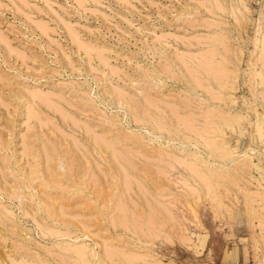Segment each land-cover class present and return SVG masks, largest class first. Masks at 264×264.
I'll return each mask as SVG.
<instances>
[{"label":"rangeland","instance_id":"374dc122","mask_svg":"<svg viewBox=\"0 0 264 264\" xmlns=\"http://www.w3.org/2000/svg\"><path fill=\"white\" fill-rule=\"evenodd\" d=\"M0 264H264V0H0Z\"/></svg>","mask_w":264,"mask_h":264},{"label":"bare ground","instance_id":"6f19581e","mask_svg":"<svg viewBox=\"0 0 264 264\" xmlns=\"http://www.w3.org/2000/svg\"><path fill=\"white\" fill-rule=\"evenodd\" d=\"M243 155V154H242ZM249 165H250V162H249V159L246 157V155H244V156H242V158H240L239 160H237L236 161V163L233 165V167L231 168V170H236L237 171V169L236 168H238V170L239 171H234V173L236 172V174L238 173V172H240L241 170H243V168H247V167H249ZM234 168V169H233ZM242 168V169H241ZM229 173H231V172H229ZM234 173H232V174H234ZM231 174V175H232ZM234 176V175H233ZM234 180V182L236 181L235 180V178L233 179ZM232 180V181H233ZM249 200V199H248ZM251 200V199H250ZM261 218V217H260ZM262 224V223H261ZM263 226V225H262Z\"/></svg>","mask_w":264,"mask_h":264},{"label":"crops","instance_id":"0c3cea01","mask_svg":"<svg viewBox=\"0 0 264 264\" xmlns=\"http://www.w3.org/2000/svg\"><path fill=\"white\" fill-rule=\"evenodd\" d=\"M233 248V247H232ZM239 253V254H238ZM243 253V252H242ZM247 255H245V253L242 255V260H244L245 259V257H246ZM233 257H237V259H239L241 256H240V251H238V249L237 250H235V249H232L231 251H230V258H233ZM247 258V257H246ZM240 260V259H239Z\"/></svg>","mask_w":264,"mask_h":264}]
</instances>
